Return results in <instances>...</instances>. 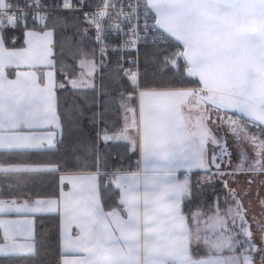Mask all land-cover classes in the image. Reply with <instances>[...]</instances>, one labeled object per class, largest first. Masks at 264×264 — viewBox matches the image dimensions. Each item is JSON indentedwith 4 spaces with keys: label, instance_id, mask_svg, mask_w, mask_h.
Returning <instances> with one entry per match:
<instances>
[{
    "label": "snow or ice",
    "instance_id": "6c2138e0",
    "mask_svg": "<svg viewBox=\"0 0 264 264\" xmlns=\"http://www.w3.org/2000/svg\"><path fill=\"white\" fill-rule=\"evenodd\" d=\"M90 7L88 0H0V155L27 157L63 143L61 91L83 93V106L73 100L72 126L95 107L88 121L98 129L97 142L77 137L75 171L60 176L58 196L0 198V214L23 216L0 218V258L32 264L35 217L48 215L58 218L59 264H264V179H254L264 177V0H100L83 12L98 52L84 46L87 29L58 14ZM57 27L73 31L58 42ZM109 33L128 37L113 51L137 52L127 58L135 71L121 55L110 74L124 120L111 129L105 113L115 98L96 83ZM140 42L153 45L145 60L151 82L141 79ZM99 143L138 153L134 169L110 165ZM61 170L0 160L5 176ZM193 170H201L195 181ZM240 175L248 185L242 192L225 179L238 183ZM217 180L228 189L223 205L217 196L207 211L186 213L185 202ZM254 184L261 212L250 220L241 196ZM107 193L114 207L103 202Z\"/></svg>",
    "mask_w": 264,
    "mask_h": 264
},
{
    "label": "trees",
    "instance_id": "16d2710c",
    "mask_svg": "<svg viewBox=\"0 0 264 264\" xmlns=\"http://www.w3.org/2000/svg\"><path fill=\"white\" fill-rule=\"evenodd\" d=\"M59 15L68 16L69 19L73 20V23L76 24L78 28L83 31L84 29H87L88 32V38L84 41V46L86 48H93L95 47L92 35L90 33L88 25L84 22L83 16L79 12H58ZM75 18V19H73ZM69 30V31H68ZM73 29H61L58 30V27L56 29V39L58 42H62L64 39L65 34H71ZM76 38L73 39V43H76ZM153 45L152 44H144L139 48L138 51V59H139V70L142 74L141 79L144 80L145 69L148 68L150 70L151 65L146 64L145 60L147 57H151L153 55ZM125 67V66H124ZM115 68V64H110L107 67H105L102 72L103 75H97L96 77V83L99 87L101 84L105 85L107 90L110 91L111 96L115 99L113 102L108 106V109L105 113L106 119L108 121V127L111 129L113 126H119L121 123V117H122V111L120 108V101H119V91L120 87L118 84H113L110 80V74L112 70ZM144 77V78H143ZM147 79L149 82H151V76L147 75ZM83 93L78 95H72L68 91H61L58 92V100H57V112L61 117V122L64 126V135H63V143L57 145V149L51 150L49 152H42L38 154H33L29 157L25 156H2L0 155V160H9L11 162L13 161H23L28 160L32 162H54L59 163L61 165V171H68V170H75L74 164L76 160V155L74 153H78V147L76 144L77 137L80 136H87L89 137L93 142H97L96 138V132L97 127L90 124L88 121V116L91 115L92 112L96 111L97 109L95 107L89 109L87 107L84 108L85 116L81 118V124L79 128H75L72 126L71 121L74 116V109H73V100H76L77 103L81 104L83 106V100L80 99V96H82ZM91 96V93L88 94ZM103 126V125H101ZM59 139V137H58ZM101 143H99V146ZM110 147V148H109ZM108 153H109V161L112 164L116 165V162L119 158H122V161L127 160L130 161V156L133 154H127L124 155V150H121L120 147L110 144L108 146ZM117 153H120V157H117ZM126 162V161H124ZM20 176V177H19ZM19 176H12L16 179L9 182V184H12L13 187L11 189L6 188L4 184L0 185V190H9L1 193L5 196H26L28 193L32 194V197H35L37 195L39 196H52L56 195L58 191V179L55 174L52 173H32V174H26V175H19ZM19 185V187H17ZM217 185V184H216ZM217 188H214L211 193L205 194V198L207 200H212L213 194L216 192ZM212 195V196H211ZM211 196V197H210ZM201 195L199 194L192 202H185V210H192V207H196L197 205H201L200 201ZM48 222H52L47 224ZM57 221L53 220L50 216L44 215V216H36L35 217V228L36 233L40 229L44 232V238L43 242H38V248L39 244L41 246L40 251V259L41 261H51L49 264H57V260L54 261L52 254L50 250L47 248L48 246H52L54 241L53 237L56 238V232H57ZM41 236V233H40ZM40 238V237H39ZM48 238L47 241L44 239ZM46 247V248H43ZM48 264V263H46Z\"/></svg>",
    "mask_w": 264,
    "mask_h": 264
},
{
    "label": "crops",
    "instance_id": "0c3cea01",
    "mask_svg": "<svg viewBox=\"0 0 264 264\" xmlns=\"http://www.w3.org/2000/svg\"><path fill=\"white\" fill-rule=\"evenodd\" d=\"M17 46H19V44H17ZM188 86L189 87H193V85H188ZM121 111H122V109H121ZM123 123H124V121H123V113H122L121 123H120L119 126H122ZM108 146L106 148L105 145L103 143H101V145L99 146V148L101 149V151H108ZM119 147L121 148V150H124L123 146H119ZM128 154H130V153H128ZM132 154L133 155L130 156V161L129 162L127 160H124V161H126V162H124V161H122V158H119L118 161L116 162V166H120L121 164H123V166L126 167V168L129 167V166H132L133 169H134L135 162L139 159V154L138 153H132ZM27 157H29V156H27ZM23 161H25V160H23ZM26 161H28V160H26ZM13 162H17V161H13ZM29 162H32V161H29ZM47 162H49V161H44V162L38 161V162H34V163H47ZM109 163L111 165V162L110 161H109ZM74 171L75 170L61 171L60 173H56L55 174L56 177H57V179H58V191H57V193H56L55 196H58L59 195V192H60V189H61L60 176L61 175H70ZM200 171L201 170H193V172L191 173V176H192L193 181H195L198 178L197 175H196V173L197 172H200ZM30 174H32V173H30ZM201 175H202V172H201ZM12 176H16V175H8V176H5L4 174H0V185L1 184H4L5 187L8 188L7 185L9 184V182L12 181V180H14V179H16L15 177H12ZM177 178L180 179V180H183L182 173H177ZM69 187L70 186L67 185V184L63 185V188H64L65 191H67ZM6 191L9 192V190H2V191L0 190V198H3L5 200H11L13 198L12 195L5 196V195H2L1 194V193L6 192ZM15 197H17V202L18 203H21L22 200H23V198L25 196L20 195V196H15ZM35 197H32V198H35ZM41 197H45V196H41ZM213 199H214V197L211 200V204H212ZM103 202L106 203V207L107 206H113L114 207L116 205V202H117L116 199L114 198V193H107L103 197ZM202 204H203V202H202ZM204 206H206V205H204ZM192 208H193L192 210H188V211H193L194 212V211H197L198 209L199 210H203V211H207L206 207H203L201 205H197L196 207H192ZM188 211L185 210L186 213ZM0 218H2V219H22L23 216L21 214H17V213H5V214H0ZM56 221H57V224L56 225H58V218L56 219ZM49 223H52V222H48L47 224H49ZM34 228H35V223H34ZM40 233H41V236H40ZM56 233H57L56 234V238L53 237V240L54 241H49V242H53V245L52 246H48L47 248L50 250L54 261L57 260V264H59L61 257H60V247H59L60 234H59V228H58V226H57V232ZM35 236H36L37 242H43L44 232L42 230L39 229L37 231V233H36V228H35ZM0 237H2V233H0ZM47 239L48 238H45L44 240L47 241ZM40 248H41V246L39 244V255H38V257L34 261H32V264H46V263L49 264V262H51V261H47V260H45L43 262L41 261V259H40V256H41L40 255V251H41V249ZM43 248H46V247L43 246ZM0 264H6V261H5L4 258H0Z\"/></svg>",
    "mask_w": 264,
    "mask_h": 264
},
{
    "label": "rangeland",
    "instance_id": "374dc122",
    "mask_svg": "<svg viewBox=\"0 0 264 264\" xmlns=\"http://www.w3.org/2000/svg\"><path fill=\"white\" fill-rule=\"evenodd\" d=\"M58 30L60 31L61 28L58 27ZM69 31V30H68ZM71 32V31H70ZM145 77V75H144ZM143 77V78H144ZM195 85H193L194 87ZM124 121V120H123ZM253 131H257V129H252ZM221 131H223V129H221ZM229 143H231V138H229ZM247 147V146H246ZM248 152L249 154H251L252 150L250 147H248ZM226 159V158H225ZM233 163H235V159L233 160ZM222 167L225 168V170H229L227 168L226 165H222ZM225 179L228 180V187L229 188H236L238 192H242V190L244 189H247L248 188V185L246 184V177L243 176V175H240V176H237L236 177V180L238 181V183H235L233 181V179L231 178H228V177H225ZM254 179H257V180H261V179H264V177H254ZM217 184V185H216ZM214 188H217L216 192L213 194V201L212 203L214 202L215 198L218 196L219 197V200H220V203L223 205V202H224V199H225V196L227 195L228 193V189H226L223 185V183L219 180H217L216 182H214L212 185L210 186H206L204 191L202 193H200L201 195V198H200V201H201V204L203 202L202 205H208V204H211V201L207 200L205 198V194L207 193H211L213 191ZM256 191H257V186L254 184L252 185V188H251V195L248 196V197H243L241 196V199H242V202L245 206L246 209H248V215H249V219L251 220V217L253 215H256L257 218L259 219L260 218V212H261V208L259 206V203H258V200L256 198ZM259 192H260V196L261 197H264V188H260L259 189ZM212 196V195H211ZM210 196V197H211ZM249 201H251V204H249ZM200 205V204H199ZM207 209V208H206ZM208 210V209H207ZM253 227H255V225H253Z\"/></svg>",
    "mask_w": 264,
    "mask_h": 264
},
{
    "label": "built area",
    "instance_id": "2783aa9c",
    "mask_svg": "<svg viewBox=\"0 0 264 264\" xmlns=\"http://www.w3.org/2000/svg\"><path fill=\"white\" fill-rule=\"evenodd\" d=\"M50 3H59L60 0H49ZM100 2V0H88V3L90 5H92V7L90 8H85L83 9V11H79V13H81V15L83 16V12L87 11V12H92V11H95L96 10V5ZM89 30H90V33L92 35V38H93V41H94V44H95V48H97V52H98V45H96L95 43V40H94V37H95V29L94 27L93 28H90L89 27ZM128 37L124 36L123 34H120V35H116V34H113V33H109L107 34V44H108V53H107V56H106V64L107 66L110 65V64H115L116 65V62L117 60L119 59V57L121 55H123L125 57V60L124 61H121L123 63V65L125 66V68H131L133 71L136 70V68L133 66V65H130L127 63V58L129 56L131 57H136L137 56V52L136 51H132L131 53H129L128 51H123V50H117V51H113L112 49L113 48H118L119 45H121L123 43V41L125 39H127ZM144 44H151L150 42L149 43H144V42H140L137 47H138V51H139V48L141 46H143ZM97 59H99L98 55H97ZM106 66V67H107ZM103 127V126H101Z\"/></svg>",
    "mask_w": 264,
    "mask_h": 264
}]
</instances>
